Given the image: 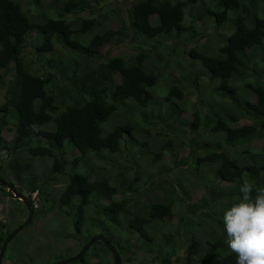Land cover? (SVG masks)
I'll use <instances>...</instances> for the list:
<instances>
[{
    "label": "trees",
    "instance_id": "trees-1",
    "mask_svg": "<svg viewBox=\"0 0 264 264\" xmlns=\"http://www.w3.org/2000/svg\"><path fill=\"white\" fill-rule=\"evenodd\" d=\"M107 2L0 0V88L7 84L3 70L12 66L13 75L0 106V147L27 154L24 167L18 157L10 159V172L24 180L22 171L38 156L51 158L56 174L71 167L60 203L75 227L68 236L87 229L83 244L93 235L91 220L121 256L134 235L149 251L160 242L159 264H173L184 249L199 264H236L224 210L239 202L243 182L264 188V147L253 145L264 137V0H132L125 10L100 12ZM111 18L117 28L108 25ZM206 27H213L211 44L174 45ZM107 42L134 51L101 58ZM178 47L189 61H180L181 75L166 88L163 67ZM243 119L248 123L240 124ZM5 127L14 131L10 141ZM174 138L188 142L189 156L178 158ZM71 150L79 152L72 159ZM167 156L202 180L198 201H190L191 177L169 179ZM148 158L160 165V180L144 172ZM144 178L163 191L140 205V198L127 196ZM25 184L41 189L36 176ZM15 192L23 195L19 187ZM91 207L96 219L88 215ZM174 215L179 227L172 229L164 221ZM5 239L1 229V247ZM98 245L109 251L103 241L89 250ZM88 251L71 264H88Z\"/></svg>",
    "mask_w": 264,
    "mask_h": 264
},
{
    "label": "rangeland",
    "instance_id": "rangeland-1",
    "mask_svg": "<svg viewBox=\"0 0 264 264\" xmlns=\"http://www.w3.org/2000/svg\"><path fill=\"white\" fill-rule=\"evenodd\" d=\"M106 1L108 2L105 4V7L100 9V12L102 13L105 10H109L111 13H113V7H124L125 10L132 0ZM86 14V12L82 13V15ZM108 23L109 26L111 25L114 28H117L119 25L116 18L108 19ZM211 32H213V27H206L203 35L198 33L197 36L195 35V38L191 39L184 37V40L181 44H177L174 41L171 43V45L175 43L174 45L186 46L187 49H189L191 46L199 44L203 45L205 42H207L209 45L211 43L208 42V36ZM143 40V38H138L135 39L134 42L140 44ZM127 42L129 41L127 40ZM144 44L147 45V43ZM179 48L180 47L171 53V64L165 65L163 67L164 76L162 77L161 81L164 83L166 88L172 84L171 77L181 75L178 68L181 63L180 61H189V55L183 53L182 49L178 51ZM130 50H133L132 46H128V44L126 45L124 42L118 45L114 44L113 42H107L100 49V57L105 58L109 57L110 55H117ZM3 72L7 73V84L0 88V106L6 100V90L10 85L13 76L12 66H10L7 70L4 69ZM162 82L161 84H163ZM190 90L193 95H190L189 101L195 102V90L192 88ZM184 114L190 115L189 111L185 112ZM1 120L2 119L0 115V123ZM248 121L249 120L247 119H243L239 121V123L244 124L248 123ZM155 126L156 125L153 127V137L151 140L156 138V132L158 128ZM3 133L9 141L14 137V131L9 128L5 127ZM174 139L176 142H178V150L176 154L178 158L189 156L191 147L188 146V142L182 143L183 139ZM253 145L260 148L264 147V137L255 140ZM147 151H149V148ZM11 153V150L0 147V171L4 175L6 182L14 186V190L19 187L24 197H29L33 200V213L31 219L32 221H29L30 224L28 223L29 225L27 224V226H24L23 229H21L20 232H18L14 239L9 243L4 254L2 264H54L76 255L81 250L83 246L82 242L84 237L88 235V232L86 228H83V236L81 233L77 236V238L73 237V235L68 236L69 233L71 235L74 232L75 227L73 225L71 216H69L68 212H66L67 206L61 205L60 203V195L68 182V173L71 172V167H67L66 172L64 173L56 174L51 170V158L38 156L31 159L29 157L33 164L29 167L30 172L27 171L28 173L24 174L26 170L22 171V175H25L26 179L24 178V180H21L15 176L13 170L10 172L8 163L13 157H18L22 167H24L25 156H27V154ZM78 154L79 152L76 150H71L69 152L71 159ZM169 156L166 157V160L171 161V170H169L168 173L169 179L172 182H176V179H179V176H185V178L191 177L188 180L190 201H198L205 193L202 180L198 179L197 177L188 176L190 173H186V164L184 163L177 165L174 163V160H169ZM143 165L145 173H151V176H154V179H161L157 171L160 165L152 164L150 158L146 159ZM32 176H36V178H38V182H40L41 185L40 190H30L26 184L22 186L23 181L27 182L28 177L30 178ZM137 184V186H134V188L130 190L131 194L127 197L134 200L140 198L142 201L140 202V205L149 203L151 201H156L159 199V195L161 196L162 194L163 189H157L156 184L154 185L148 181L145 184V178ZM167 187L169 186L165 185V188L169 190ZM9 191L10 190L7 187L5 188L0 184V223L2 222L5 224V226L0 228V231L3 229V234L5 237H7L9 233L11 234L21 224H26V222L29 220L28 217L30 213V209L26 206V203L22 199L20 200L17 197L11 196ZM124 196V194H118L115 196V198L120 199ZM179 197H181V194ZM229 207L230 206H227L225 210H227ZM180 208L181 207H177L176 211L179 212ZM88 212V215L92 219H96L97 214L94 208H89ZM90 221L87 223V226L90 228V234H93L90 237L91 239L97 234L96 231H98L100 228H96L97 230H94L95 226H92L93 224H91ZM164 222L165 225L171 226L172 229L179 227V217L177 215H174L171 218H166ZM164 222L162 223L163 227H165ZM158 233L161 235L162 231H158ZM131 242L132 244H130ZM125 243L127 246L125 249V254L122 255V262L124 264H159L160 242L157 241L153 244L152 251H149V246H146L144 243L140 242L134 235L129 237ZM184 251L186 250L184 249ZM184 251L180 250L178 254L174 256L176 264H199L196 263L192 257H188ZM154 255H156V258H154ZM100 259V263L102 262V264H113L114 261L113 254L110 251L103 249L101 245H98L96 248L93 247L88 251L86 257L88 264H97ZM175 261L173 264H175Z\"/></svg>",
    "mask_w": 264,
    "mask_h": 264
},
{
    "label": "clouds",
    "instance_id": "clouds-1",
    "mask_svg": "<svg viewBox=\"0 0 264 264\" xmlns=\"http://www.w3.org/2000/svg\"><path fill=\"white\" fill-rule=\"evenodd\" d=\"M239 191L241 193L239 202L233 203L223 214L227 246L236 256V264H264V188H255L253 184L245 181L240 185ZM11 193H16L14 187L9 191L10 195ZM20 196L14 197L24 202L27 200L23 195ZM31 201L33 204L32 199ZM32 204H30V209L26 203L30 210L33 209Z\"/></svg>",
    "mask_w": 264,
    "mask_h": 264
},
{
    "label": "water",
    "instance_id": "water-1",
    "mask_svg": "<svg viewBox=\"0 0 264 264\" xmlns=\"http://www.w3.org/2000/svg\"><path fill=\"white\" fill-rule=\"evenodd\" d=\"M0 183L4 186H7L9 188V190L13 189V185L12 184H8L6 181H4L1 177H0ZM11 195L13 196H17V197H21L20 195H17L16 193H11ZM25 202L29 205L30 209L31 206L29 204V202H27V200H25ZM32 219V210H30V216H29V220L28 222H26V224L29 223V221ZM25 224V225H26ZM25 225H20L17 229H15L10 235H8V237L5 239L3 245H2V249L0 251V264H2L3 261V257L4 254L6 252L7 246L10 243V241L12 240V238L18 233L20 232L21 229H23V227ZM96 241H103L105 246L108 248V250H110V252L113 254L114 257V261L113 264H121L122 262V256L120 254V252L118 251L116 245L112 244L107 238L106 235L104 233H98L95 236H93L82 248L81 250L74 256H72L71 258L68 259H64L62 261H59L57 263L54 264H68V263H72L76 260H79L82 255L91 247L92 244H94Z\"/></svg>",
    "mask_w": 264,
    "mask_h": 264
},
{
    "label": "flooded vegetation",
    "instance_id": "flooded-vegetation-1",
    "mask_svg": "<svg viewBox=\"0 0 264 264\" xmlns=\"http://www.w3.org/2000/svg\"><path fill=\"white\" fill-rule=\"evenodd\" d=\"M29 215H30V213H29ZM25 222H26V221H25ZM24 224H25V223H24ZM24 224H23V225H24ZM29 224H30V223H29ZM29 224H28V225H29ZM21 225H22V224H21ZM25 226H27V224H26ZM14 237H15V236H14ZM13 239H14V238H13ZM13 239H12V240H13Z\"/></svg>",
    "mask_w": 264,
    "mask_h": 264
},
{
    "label": "bare ground",
    "instance_id": "bare-ground-1",
    "mask_svg": "<svg viewBox=\"0 0 264 264\" xmlns=\"http://www.w3.org/2000/svg\"><path fill=\"white\" fill-rule=\"evenodd\" d=\"M83 247V246H82Z\"/></svg>",
    "mask_w": 264,
    "mask_h": 264
}]
</instances>
